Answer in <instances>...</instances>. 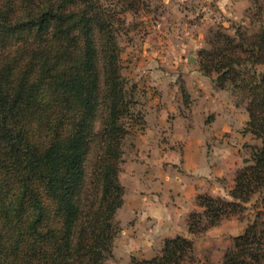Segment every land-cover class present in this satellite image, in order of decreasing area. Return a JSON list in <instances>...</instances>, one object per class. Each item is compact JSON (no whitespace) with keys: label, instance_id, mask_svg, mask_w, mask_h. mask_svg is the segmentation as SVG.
<instances>
[{"label":"trees","instance_id":"16d2710c","mask_svg":"<svg viewBox=\"0 0 264 264\" xmlns=\"http://www.w3.org/2000/svg\"><path fill=\"white\" fill-rule=\"evenodd\" d=\"M99 1L0 0V264H103L111 253L125 193L123 118L134 101L117 18ZM199 63L246 101L245 131L259 143L245 144L232 200L196 195L193 234L264 188V25L214 32ZM192 252L193 241L176 235L133 264H185ZM222 264H264V220L233 237Z\"/></svg>","mask_w":264,"mask_h":264},{"label":"rangeland","instance_id":"374dc122","mask_svg":"<svg viewBox=\"0 0 264 264\" xmlns=\"http://www.w3.org/2000/svg\"><path fill=\"white\" fill-rule=\"evenodd\" d=\"M99 2L117 18L120 72L134 101L123 118L119 230L103 264L153 257L176 235L193 241L185 264H222L233 237L264 220V188L199 234L188 231V216L202 211L198 193L232 200L236 171L250 156L245 144L259 140L245 131L246 101L203 72L199 51L216 31L264 25V0Z\"/></svg>","mask_w":264,"mask_h":264},{"label":"crops","instance_id":"0c3cea01","mask_svg":"<svg viewBox=\"0 0 264 264\" xmlns=\"http://www.w3.org/2000/svg\"><path fill=\"white\" fill-rule=\"evenodd\" d=\"M246 117V120H245V123H246V121H247V119H248V117L247 116H245ZM197 195V194H196ZM196 197V196H195Z\"/></svg>","mask_w":264,"mask_h":264}]
</instances>
